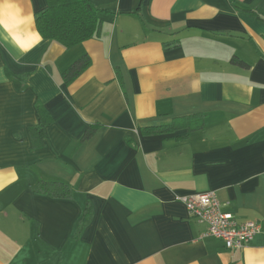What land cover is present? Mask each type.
Returning <instances> with one entry per match:
<instances>
[{
  "label": "crops",
  "instance_id": "crops-1",
  "mask_svg": "<svg viewBox=\"0 0 264 264\" xmlns=\"http://www.w3.org/2000/svg\"><path fill=\"white\" fill-rule=\"evenodd\" d=\"M94 1L101 37L67 50L46 0H0V264H264V232L227 250L182 201L264 226V0Z\"/></svg>",
  "mask_w": 264,
  "mask_h": 264
},
{
  "label": "trees",
  "instance_id": "trees-1",
  "mask_svg": "<svg viewBox=\"0 0 264 264\" xmlns=\"http://www.w3.org/2000/svg\"><path fill=\"white\" fill-rule=\"evenodd\" d=\"M99 8L94 0H46V6L35 15L36 27L40 35L47 40L61 44L67 50L91 39L101 37L103 31V19ZM258 15H264L257 11ZM91 64L90 57L84 54L77 59L64 73L67 83L79 77ZM173 129L174 127H164ZM40 126L32 128L34 132H40ZM160 127L153 130L159 132ZM151 129L147 130V132ZM94 128L86 131L83 141L92 136ZM153 133V132H151ZM36 192L53 199H70L73 188L66 183L57 181H40L36 186ZM89 211H85L84 217H89ZM89 219L83 218L81 226H86Z\"/></svg>",
  "mask_w": 264,
  "mask_h": 264
},
{
  "label": "built area",
  "instance_id": "built-area-1",
  "mask_svg": "<svg viewBox=\"0 0 264 264\" xmlns=\"http://www.w3.org/2000/svg\"><path fill=\"white\" fill-rule=\"evenodd\" d=\"M182 201L190 216L206 225L201 238L210 237L220 241L227 250L242 249L256 235L264 232L262 223L250 221L239 224L231 213L224 212L216 191L187 197Z\"/></svg>",
  "mask_w": 264,
  "mask_h": 264
}]
</instances>
